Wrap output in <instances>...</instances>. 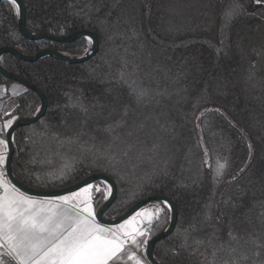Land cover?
<instances>
[{
  "label": "trees",
  "instance_id": "trees-1",
  "mask_svg": "<svg viewBox=\"0 0 264 264\" xmlns=\"http://www.w3.org/2000/svg\"><path fill=\"white\" fill-rule=\"evenodd\" d=\"M22 1L28 30H88L98 51L79 64L1 57L47 100L45 114L14 133L15 177L59 189L107 175L117 194L105 219L151 195L176 205L173 231L154 246L157 260L264 264V0ZM17 20L16 7L1 2L0 47L77 56L87 46L85 38L26 39ZM13 83L0 74V84ZM38 107L24 88L12 114ZM159 204L153 235L169 218Z\"/></svg>",
  "mask_w": 264,
  "mask_h": 264
},
{
  "label": "snow or ice",
  "instance_id": "snow-or-ice-1",
  "mask_svg": "<svg viewBox=\"0 0 264 264\" xmlns=\"http://www.w3.org/2000/svg\"><path fill=\"white\" fill-rule=\"evenodd\" d=\"M9 3L20 7L17 0ZM6 115L10 118L0 125V264H120L125 256L142 264L126 245L147 243L149 230L141 224L147 220L151 225L160 209L142 210L113 226L97 221L93 204L94 193L103 192L105 199L111 195V185L88 184L55 200L26 195L5 173L9 141L4 135L16 120ZM224 167L218 163L217 175Z\"/></svg>",
  "mask_w": 264,
  "mask_h": 264
},
{
  "label": "water",
  "instance_id": "water-1",
  "mask_svg": "<svg viewBox=\"0 0 264 264\" xmlns=\"http://www.w3.org/2000/svg\"><path fill=\"white\" fill-rule=\"evenodd\" d=\"M8 1L9 0H0L1 2ZM17 3L20 5L19 9H17L18 14V20H17V26L20 31V33L29 40H41V39H50L56 42H71L79 38H85L89 42L90 46L89 49L83 53L82 55L78 56H72L65 53H62L57 50L52 49H42L37 51L35 54H27L25 52H22L21 50L13 47V46H2L0 47V74L6 77L7 79L15 81V83L21 85L22 87L26 89L33 90L39 99V107L38 111H36L34 114L19 118L14 121L12 128L6 130L5 133V139L9 141L8 149H7V161L5 165V173L9 180L12 181L13 184L16 185L20 189V191L24 192L26 195L33 196V197H39V198H58L61 196H65L71 193H74L78 190H80L82 187H85L88 184H93L95 182H101L104 185H111V195L103 202V204L97 209L96 211V218L99 223L102 224H108V225H116L124 220L131 217L134 213H136L138 210L143 208L146 204L151 202H159L165 205V207L169 210V222L167 226L158 234L153 235L147 242L145 247V257L151 264H169L164 263L159 260H157L154 256L153 249L157 242L167 237L171 232L173 231L176 220H177V208L174 202L164 195H151L145 198L140 199L139 201L135 202L129 209H127L125 212H123L121 215L112 218V219H105L103 217L104 212L111 206V204L114 202L117 194V189L114 181L107 175L104 174H92L84 179L70 185L64 188L59 189H36L29 187L22 182H20L14 175L12 171V159L14 155V145H13V136L15 131L23 126L30 125L34 122H36L38 119H40L46 111L47 108V100L44 96V94L39 90L38 87H36L34 84L30 83L26 79L22 78L19 75H16L15 73L9 71L7 68H5L1 63V57L4 54H11L14 57L27 61V62H33L38 61L44 57H53L61 61H65L67 63L71 64H79L82 62H85L95 56V54L98 51V38L95 33L88 31V30H78L74 31L68 35L64 36H54L48 33H35L27 29L25 24V5L22 0H17Z\"/></svg>",
  "mask_w": 264,
  "mask_h": 264
},
{
  "label": "rangeland",
  "instance_id": "rangeland-1",
  "mask_svg": "<svg viewBox=\"0 0 264 264\" xmlns=\"http://www.w3.org/2000/svg\"><path fill=\"white\" fill-rule=\"evenodd\" d=\"M89 46H90V44H89V42L87 41V46H86V48H85V50L81 53V54H79V55H82L83 53H85L88 49H89ZM78 56V55H77ZM92 185H94V186H97V187H99V188H101V189H104L105 188V186L106 185H102V184H92ZM79 191V190H78ZM77 192V191H76ZM72 194V193H71ZM68 195H70V194H68ZM68 195H65V196H68ZM93 204H94V208H95V211H97L96 209H97V206L100 204V202L101 201H105L106 199H105V195L103 194V195H101V196H98V192L97 193H94V196H93ZM101 206V205H100ZM99 206V207H100ZM155 208H159L160 209V212L158 213V214H156V215H154V217H153V219H152V222H153V220L155 219V218H157L159 215H160V213H161V211H162V206L158 203V202H151V203H148V204H146L143 208H141L140 210H138L137 212H141L142 210H145V209H155ZM136 212V213H137ZM136 213H134L132 216H134V215H136ZM131 216V217H132ZM131 217H129V218H131ZM128 218V219H129ZM124 222V221H123ZM123 222H121V223H123ZM152 222H151V225H149L148 224V221L147 220H145L142 224H141V227L142 228H148V230H149V234H148V236H147V242H148V240L153 236V234H154V232H153V229H152ZM168 222H169V218H168ZM168 224V223H167ZM114 226V225H113ZM167 226V225H166ZM165 226V227H166ZM164 227V228H165ZM163 230V229H162ZM161 230V231H162ZM160 231V232H161ZM140 240H143L144 238L143 237H141V238H139ZM147 244V243H146ZM146 244H141L139 247H137V246H135V245H132L130 242L128 243V245H126V250L128 251V252H134L135 254H136V256L142 261V264H151V263H149V261L146 259V257H145V247H146ZM120 264H134V261H131V260H128L127 259V256H125L124 257V259L120 262Z\"/></svg>",
  "mask_w": 264,
  "mask_h": 264
},
{
  "label": "crops",
  "instance_id": "crops-1",
  "mask_svg": "<svg viewBox=\"0 0 264 264\" xmlns=\"http://www.w3.org/2000/svg\"><path fill=\"white\" fill-rule=\"evenodd\" d=\"M23 91H24V87H22L17 83L11 84L8 88L0 84V115H2V118L0 119V125H2L7 119L10 118V116L6 115V113H13L16 107V96L22 93ZM34 198L38 200L56 199V198H39V197H34Z\"/></svg>",
  "mask_w": 264,
  "mask_h": 264
}]
</instances>
